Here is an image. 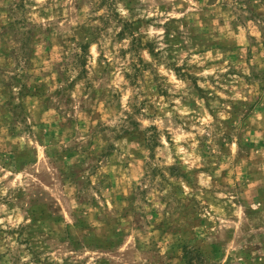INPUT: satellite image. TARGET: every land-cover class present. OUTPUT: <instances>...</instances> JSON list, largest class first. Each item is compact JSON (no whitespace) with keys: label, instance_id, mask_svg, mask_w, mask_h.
I'll return each instance as SVG.
<instances>
[{"label":"rangeland","instance_id":"1","mask_svg":"<svg viewBox=\"0 0 264 264\" xmlns=\"http://www.w3.org/2000/svg\"><path fill=\"white\" fill-rule=\"evenodd\" d=\"M0 264H264V0H0Z\"/></svg>","mask_w":264,"mask_h":264}]
</instances>
